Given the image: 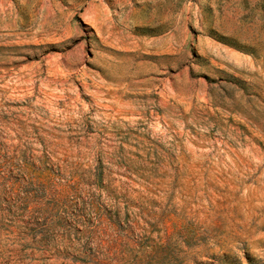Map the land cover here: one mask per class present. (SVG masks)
Here are the masks:
<instances>
[{
    "label": "rangeland",
    "instance_id": "1",
    "mask_svg": "<svg viewBox=\"0 0 264 264\" xmlns=\"http://www.w3.org/2000/svg\"><path fill=\"white\" fill-rule=\"evenodd\" d=\"M0 264H264V0H0Z\"/></svg>",
    "mask_w": 264,
    "mask_h": 264
}]
</instances>
